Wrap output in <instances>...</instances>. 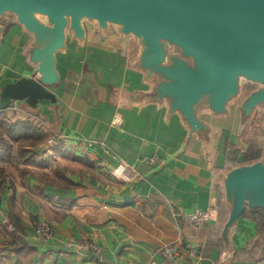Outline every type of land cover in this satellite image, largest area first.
I'll return each mask as SVG.
<instances>
[{"label":"crops","instance_id":"crops-1","mask_svg":"<svg viewBox=\"0 0 264 264\" xmlns=\"http://www.w3.org/2000/svg\"><path fill=\"white\" fill-rule=\"evenodd\" d=\"M0 23L1 91L33 76L35 65L29 59L33 35L12 14ZM84 26V41L68 34L56 55L60 81L51 90L57 102L32 108L18 101L17 109L2 111L12 121L32 119L46 139L32 162L0 161V264H147L168 244L175 245L178 262L261 264L264 229L252 209L230 230V247L222 238L229 216L226 174L264 159L263 143L253 151L239 140L237 105L227 115L204 109L200 116L212 131L191 134L166 99L153 98L155 81L135 66L138 41L115 26L107 32L96 23ZM53 137L59 142L50 147ZM230 144L239 146L240 157L231 156ZM121 161L137 172L134 181L112 176ZM58 167L75 186L56 185ZM211 208L216 214L203 227L182 217ZM10 216L23 230L9 227ZM42 220L54 227L47 241L35 235ZM86 241L101 251L86 250Z\"/></svg>","mask_w":264,"mask_h":264},{"label":"water","instance_id":"water-1","mask_svg":"<svg viewBox=\"0 0 264 264\" xmlns=\"http://www.w3.org/2000/svg\"><path fill=\"white\" fill-rule=\"evenodd\" d=\"M6 14L33 35L35 67L33 76L2 87L0 112L15 101L32 108L57 102L51 90L60 81L56 55L68 34L84 41L89 22L138 41L135 66L155 81L153 98L166 99L191 134L212 131L200 116L204 109L227 115L233 104L241 130L253 117L264 126V0H0V19ZM243 80L258 86L239 100ZM223 185L229 216L222 238L230 247V230L244 212L264 209V159L231 168Z\"/></svg>","mask_w":264,"mask_h":264},{"label":"trees","instance_id":"trees-1","mask_svg":"<svg viewBox=\"0 0 264 264\" xmlns=\"http://www.w3.org/2000/svg\"><path fill=\"white\" fill-rule=\"evenodd\" d=\"M45 139L46 135L32 119H17L12 121L4 112L0 113V161L14 159L18 162H32L36 157L39 147L45 142ZM14 144H17V147L13 155ZM66 170L59 167L56 169V174L60 180L56 182V185L60 187H73L76 183L63 174ZM252 210L254 211L252 218L257 222L258 228L261 230L264 229V209ZM249 212H251V209H247L243 215H248ZM9 219L10 223L17 230H23L17 217L10 216ZM260 263L264 264V257L261 258Z\"/></svg>","mask_w":264,"mask_h":264},{"label":"built area","instance_id":"built-area-1","mask_svg":"<svg viewBox=\"0 0 264 264\" xmlns=\"http://www.w3.org/2000/svg\"><path fill=\"white\" fill-rule=\"evenodd\" d=\"M17 102H13V104L9 108L17 109ZM119 120V118L117 119ZM59 142L58 137L50 138L47 141V144L52 147ZM155 159H150V162H154ZM112 176L114 178L121 180L123 182H131L137 178V172L134 168H132L128 163L121 161L115 166L112 171ZM216 214L215 209H195L192 213L184 214L182 217L189 222V224L194 228L203 227L209 224ZM11 229L14 230L15 227L11 226ZM35 235L44 240H50L54 237V227L53 224L47 220L38 221L35 226ZM86 250H90L93 252H100L101 248L94 243L93 241H86L81 245ZM160 259H152L147 264H192L189 262H178V252L173 244H168L163 249L160 250Z\"/></svg>","mask_w":264,"mask_h":264},{"label":"rangeland","instance_id":"rangeland-1","mask_svg":"<svg viewBox=\"0 0 264 264\" xmlns=\"http://www.w3.org/2000/svg\"><path fill=\"white\" fill-rule=\"evenodd\" d=\"M41 18L42 19H45V17H42V16H41ZM243 85H244V87H243V94H242V96L239 97V100L242 99V97H243V95L245 93H247L248 91H250L251 89H253L254 86L255 87L258 86L256 84H252V83L246 82V80H243ZM238 135H239L238 136L239 140L242 141V143L245 142L246 144H248V146L251 147L253 149V151H255V150L257 151L258 150V147H260V144L263 143V145H264V126H262L260 124H257V122H255L254 124L253 123H250ZM231 145L232 144H230V148H231L230 149V153H231V156L232 155H236V156H239L240 157V155H242V152H239L240 150L237 148L239 146L233 145V147H231ZM37 222L35 223L34 226H36ZM11 226H14V225L9 224V227L10 228H11Z\"/></svg>","mask_w":264,"mask_h":264}]
</instances>
